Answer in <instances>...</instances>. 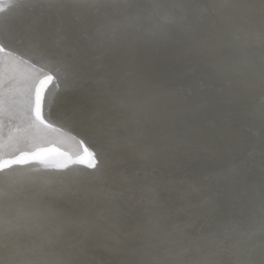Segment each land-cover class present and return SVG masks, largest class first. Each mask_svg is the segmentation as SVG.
I'll return each mask as SVG.
<instances>
[{"label":"snow or ice","instance_id":"1","mask_svg":"<svg viewBox=\"0 0 264 264\" xmlns=\"http://www.w3.org/2000/svg\"><path fill=\"white\" fill-rule=\"evenodd\" d=\"M166 49L198 59L237 117L258 91L264 128V0L0 2V131L18 104L37 132L95 111L79 122L82 153L66 157L89 172L32 175L21 166L47 167L58 150L34 143L9 156L0 143V264H264V154L258 193L256 165L242 160L235 179L246 198L228 210L210 197L193 205L182 193L180 207L169 198L182 182L166 181L162 169L214 117L156 87L151 53ZM70 90L81 93L71 107L61 97ZM238 123L221 126L236 150ZM26 188L31 200L19 196ZM60 200L82 211L60 209Z\"/></svg>","mask_w":264,"mask_h":264},{"label":"bare ground","instance_id":"2","mask_svg":"<svg viewBox=\"0 0 264 264\" xmlns=\"http://www.w3.org/2000/svg\"><path fill=\"white\" fill-rule=\"evenodd\" d=\"M0 2H6V0H0ZM151 54L154 59L159 58L164 67H172L175 68V72H179L172 75L158 71L155 76L156 87L165 93H176L171 89L173 87L164 86L160 82L165 83V80H172L186 83L195 80L194 84L198 85L182 86L181 92L177 93L186 102V105L194 111L207 110L214 117V122H205L198 130L192 132L187 143L182 145L176 154L174 161L162 169L166 181L182 182L179 191H173L169 194L172 204L175 207H180L184 203V200L181 199L183 193L193 205H199L206 197H210L225 210L230 209L236 201L246 198L242 186L235 179L242 160H247L248 163L256 165L251 170L250 176L256 184L255 191L258 193L261 178L259 161L264 154V149L261 148L260 144V138L264 136V128H261L257 110L260 97L251 96V103L243 114L237 117L234 115L235 112L231 114L228 111L230 108L235 110L234 105L229 103V97L224 92H218L212 88L211 81L203 77L198 59L180 57L179 53L173 49L158 50ZM0 59H4V57L0 56ZM157 63L160 65L158 61ZM188 65H193L195 68H189ZM14 67L21 80L29 76V69L26 66L20 64L14 65ZM51 88L52 85L50 84L45 95ZM80 95L78 90L61 93V97L66 99L69 107L79 99ZM215 99L219 102H216ZM94 115L95 111L86 107L75 113L71 119H54L52 121L53 127L59 131L48 129L37 132V130L29 127L25 110L22 105L18 104L12 118L5 117L4 127L0 131V143L4 145V153L9 156L17 154L18 149L33 150L34 143L54 147L58 153L66 154L65 156H60L58 153L51 154L47 160V167L38 161H31L28 165L21 166L29 170L32 175L67 173L71 170H78L83 174L91 170L87 169L86 165L72 163L66 157L74 159L82 153V148L77 143V140L82 138L79 122L90 120ZM233 120L239 122L238 131L242 141L240 150L228 147L229 139L221 131L222 123L228 124ZM248 153H252L251 158ZM64 163L68 164V168L58 167ZM33 195L34 193L30 188L19 193V196L25 200H31ZM56 206L77 215L82 211V208L69 203L67 200L58 201ZM87 215L90 218L95 217L94 212L87 213ZM96 256L97 259L106 256L105 250L98 248Z\"/></svg>","mask_w":264,"mask_h":264},{"label":"rangeland","instance_id":"3","mask_svg":"<svg viewBox=\"0 0 264 264\" xmlns=\"http://www.w3.org/2000/svg\"><path fill=\"white\" fill-rule=\"evenodd\" d=\"M157 59V60H156ZM155 60H156V62L158 61L159 63H160V65H159V71L160 72H162V73H170V74H172V75H175V74H177V73H179V72H175V68H172V67H167V66H163L164 64L163 63H161L160 62V59L159 58H155ZM188 67L189 68H192V69H194L195 68V66H193V65H188ZM161 69H165V70H161ZM171 69V70H170ZM173 70V71H172ZM163 71H165V72H163ZM174 77V76H173ZM189 81V80H188ZM169 82V83H168ZM196 81L195 80H191V81H189V82H180V81H172V80H169V81H167V80H165V83H163V82H160V83H162L164 86L166 85V86H169V87H173V88H171L174 92H181L180 91V88L183 86V87H188V86H196V85H198V84H194ZM170 89V88H169ZM255 96V97H260V94H259V92L257 91V92H254L253 94H252V96ZM215 101L216 102H219V100H217V99H215ZM223 103V102H222ZM224 104V103H223ZM225 105V104H224ZM228 111H230L231 112V114H233L234 112H235V110L233 109V108H230V109H228Z\"/></svg>","mask_w":264,"mask_h":264}]
</instances>
